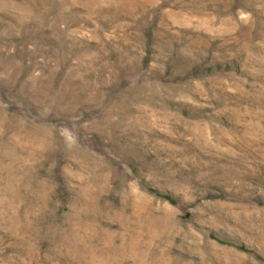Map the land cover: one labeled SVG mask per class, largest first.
Segmentation results:
<instances>
[{
	"label": "rangeland",
	"instance_id": "374dc122",
	"mask_svg": "<svg viewBox=\"0 0 264 264\" xmlns=\"http://www.w3.org/2000/svg\"><path fill=\"white\" fill-rule=\"evenodd\" d=\"M0 264H264V0H0Z\"/></svg>",
	"mask_w": 264,
	"mask_h": 264
}]
</instances>
